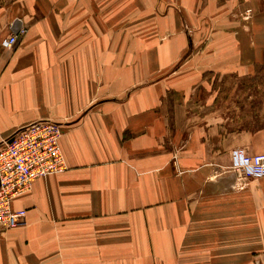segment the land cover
Wrapping results in <instances>:
<instances>
[{
	"label": "crops",
	"instance_id": "crops-1",
	"mask_svg": "<svg viewBox=\"0 0 264 264\" xmlns=\"http://www.w3.org/2000/svg\"><path fill=\"white\" fill-rule=\"evenodd\" d=\"M191 3L198 0L151 2L160 14L155 31L173 33L166 39L131 37L125 16L115 20L109 3L105 21L93 2L0 12V40L12 33L15 18L25 29L12 48L0 46V134L53 120L62 125L67 166L13 198L11 208L25 216L0 231V264H251L258 258L264 177L237 181L223 152L264 153V132L222 151L188 115L185 96L199 68L223 49L195 54L181 16ZM110 19L122 33L110 29Z\"/></svg>",
	"mask_w": 264,
	"mask_h": 264
},
{
	"label": "rangeland",
	"instance_id": "rangeland-1",
	"mask_svg": "<svg viewBox=\"0 0 264 264\" xmlns=\"http://www.w3.org/2000/svg\"><path fill=\"white\" fill-rule=\"evenodd\" d=\"M152 1L0 0V12L21 15L33 4L71 6L93 2L99 6L98 20L105 21L106 5L109 3L115 20L123 21L125 16L124 25L130 28L131 37L166 39L173 33L155 31L154 22L159 21L160 14L153 10ZM173 1L176 3V0ZM127 6L129 12L124 9ZM189 7L183 9L181 16L190 25L185 32L195 40V54H203L204 50L212 53L219 45L223 49L209 55L210 59L207 57L203 67L199 68L201 75L194 79L192 90L185 96L187 113L193 117L196 128L201 127L202 132L209 130L212 143L223 151L240 139L244 141L251 133L264 132V0H198L196 5L191 3ZM111 22L110 19V29L114 27V31L122 33L121 27L118 30ZM178 31L183 38L184 28ZM173 98L184 99L181 94H175ZM232 149L223 153L230 158ZM235 175L239 182L252 180ZM263 249L264 246H260L258 258L253 259L251 264H264Z\"/></svg>",
	"mask_w": 264,
	"mask_h": 264
},
{
	"label": "built area",
	"instance_id": "built-area-1",
	"mask_svg": "<svg viewBox=\"0 0 264 264\" xmlns=\"http://www.w3.org/2000/svg\"><path fill=\"white\" fill-rule=\"evenodd\" d=\"M24 32L21 27L9 33L0 46L12 48ZM61 135L62 125L49 119L31 122L6 137L0 134V231L15 227L25 216L24 210L11 208L13 198L29 190L35 179L66 169ZM229 155V167L240 179L264 177V153L233 148Z\"/></svg>",
	"mask_w": 264,
	"mask_h": 264
},
{
	"label": "water",
	"instance_id": "water-1",
	"mask_svg": "<svg viewBox=\"0 0 264 264\" xmlns=\"http://www.w3.org/2000/svg\"><path fill=\"white\" fill-rule=\"evenodd\" d=\"M22 26V21L20 18H15L11 23L10 30L14 33H18L19 29Z\"/></svg>",
	"mask_w": 264,
	"mask_h": 264
}]
</instances>
